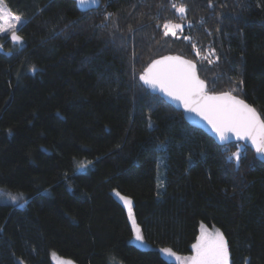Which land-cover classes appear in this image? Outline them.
<instances>
[{
    "label": "trees",
    "instance_id": "trees-1",
    "mask_svg": "<svg viewBox=\"0 0 264 264\" xmlns=\"http://www.w3.org/2000/svg\"><path fill=\"white\" fill-rule=\"evenodd\" d=\"M3 2L25 21L22 44L0 38V186L29 202L0 203V264H54L51 251L78 264H180L159 249L192 253L202 222L224 234L229 264H264V163L244 143L217 144L139 80L154 59L180 55L208 91L264 119V0ZM167 21L182 32L163 36ZM238 144L237 169L227 157ZM82 161L94 163L75 172ZM113 189L131 197L153 247L131 242Z\"/></svg>",
    "mask_w": 264,
    "mask_h": 264
},
{
    "label": "snow or ice",
    "instance_id": "snow-or-ice-1",
    "mask_svg": "<svg viewBox=\"0 0 264 264\" xmlns=\"http://www.w3.org/2000/svg\"><path fill=\"white\" fill-rule=\"evenodd\" d=\"M87 2L88 0H78L80 5ZM171 6L182 16L186 12L183 4ZM23 23L21 16L10 11L3 0H0V38L10 39L14 44H22L23 37L18 34V30ZM178 29H182L181 24L167 21L163 24V36L167 37L169 34L176 36ZM30 71L35 74L37 69L33 66ZM139 80L143 82V85L158 92L159 100L163 101L167 98L176 102L178 106H182L186 112L200 117L221 142H232L233 138L236 141L250 142L255 152L264 160V119L255 108L234 96L232 92L208 91L205 81L197 75V65L193 61L179 56H164L153 60L139 76ZM227 159L234 161L238 169L242 159L241 150L231 153ZM93 163V161L76 163L75 172H86ZM113 191L127 208L134 239L140 242L141 247H144V236L133 213L132 200L115 189ZM9 201L13 206L20 208L29 202L22 192L18 196L9 193ZM191 249L193 254L188 257H181L167 247L159 251L166 256L174 257L180 264H229L228 241L219 229L210 231L205 224L201 223L200 234L191 245ZM50 255L56 264H75L71 259L59 257L55 251H52ZM20 264H23V261H20Z\"/></svg>",
    "mask_w": 264,
    "mask_h": 264
},
{
    "label": "water",
    "instance_id": "water-1",
    "mask_svg": "<svg viewBox=\"0 0 264 264\" xmlns=\"http://www.w3.org/2000/svg\"><path fill=\"white\" fill-rule=\"evenodd\" d=\"M72 1H74V2L76 3V5H77V7H78V9H79L80 11H87V10L97 9V8H99L100 5H101V0H95V2H93V0H88V2L85 3V4H83V5H80V4L78 3V0H72ZM165 56H179V57H181V58H183V59H185V60H190V59L185 58V57L180 56V55H165ZM162 57H164V56L158 57V58H156V59H154V60L161 59ZM191 61H192V60H191ZM193 62H194V61H193ZM151 63H152V61L148 64V66H149ZM194 63H195V62H194ZM148 66H147V67H148ZM147 67H146V68H147ZM146 68H145V69H146ZM197 75L200 77V75H199V73H198V70H197ZM200 79H202V78L200 77ZM202 80H203V79H202ZM141 82H142V81H141ZM205 83H206V82H205ZM142 84H143V82H142ZM206 85H207V84H206ZM144 86H145L148 90H150L152 93H154V94L160 96V94H159L158 92L153 91L152 89L148 88L146 85H144ZM239 99H241V98H239ZM164 100L167 101L169 104H171L175 109L182 111L183 114H184V118H185V120H186L190 125H192V126H194V127H196V128L201 129L202 131H204L208 136H210L211 138H213L214 141H215L217 144H219V145H225V144H229V143H232V142H241V143H244L247 147H250V148L252 149V151L255 153L256 158H257L259 161H261V162L264 163V160H262V159L260 158V155L257 154V153L255 152V149L251 146L250 142L236 141L235 138H233V141H232V142H221V141L219 140V138H218V137H217V136H216V135L210 130V127L207 126V123H206L205 121H202L200 117L196 116L194 113L186 112V111L183 109V107H182V106H178L176 102H172V101L168 100L167 98H164ZM242 100H243V99H242ZM244 101H245V100H244ZM245 103H247V104H249L251 107L255 108L253 105H251V104L248 103L247 101H245ZM255 109H256V108H255ZM256 111H257L258 114H260V113L258 112L257 109H256ZM260 115H261V114H260ZM261 118H262V116H261ZM262 119H263V118H262Z\"/></svg>",
    "mask_w": 264,
    "mask_h": 264
},
{
    "label": "rangeland",
    "instance_id": "rangeland-1",
    "mask_svg": "<svg viewBox=\"0 0 264 264\" xmlns=\"http://www.w3.org/2000/svg\"><path fill=\"white\" fill-rule=\"evenodd\" d=\"M21 18H22V20H23V22L25 21V18L24 17H22L21 16ZM178 24H180V23H178ZM182 25V29H178V30H176V35H179L181 32H182V30H183V25L184 24H181ZM237 148L239 149V150H241V154L243 153V145L242 144H238L237 145ZM236 151H238V150H235V151H232V152H230L229 153V155L231 154V153H233V152H236ZM0 187H2V186H0ZM4 188V187H3ZM7 192H9V193H11V194H19V193H21V192H16V191H11V190H8V189H6V188H4ZM116 191H119V190H117V189H115ZM120 192V191H119ZM112 193L114 194V196L116 197V195H115V192L114 191H112ZM24 194V193H23ZM120 194L121 195H123V196H126V195H124V194H122L121 192H120ZM24 196H25V194H24ZM126 197H128V198H130L131 199V197H129V196H126ZM122 204H123V202L118 198V197H116ZM132 200V199H131ZM0 203H10L11 204V202L9 201V200H7V199H0ZM123 206H124V204H123ZM125 207V206H124ZM125 209H126V212H127V208L125 207ZM127 216H128V212H127ZM129 220V219H128ZM130 222V221H129ZM203 224H205L206 226H207V228L210 230V231H212V230H214V229H219L220 230V228L219 227H217L216 225H209V224H207V223H205V222H202ZM130 224H131V222H130ZM221 231V230H220ZM222 232V231H221ZM143 235V234H142ZM131 242L132 243H134L135 245H137V246H139V247H141L140 246V242L139 241H136L135 239H134V233H133V231H132V236H131ZM144 247H141V248H151V247H153V245L150 243V242H148L146 239H145V237H144ZM52 252V251H51ZM51 252H50V254H51ZM56 252V251H55ZM57 253V255L59 256V257H61V258H63V259H69V258H66V257H64V256H62V255H60L58 252H56ZM163 254V253H162ZM193 254V251H192V253H190V254H188V255H179V256H181V257H188V256H191ZM163 256L165 257V258H167L168 260H171V261H176L175 260V258L174 257H169V256H166V255H164L163 254ZM50 257H51V255H50ZM52 259V258H51ZM74 261V260H73ZM52 262L54 263V264H56V262L52 259ZM75 262V264H78L76 261H74ZM176 262H179V261H176Z\"/></svg>",
    "mask_w": 264,
    "mask_h": 264
},
{
    "label": "clouds",
    "instance_id": "clouds-1",
    "mask_svg": "<svg viewBox=\"0 0 264 264\" xmlns=\"http://www.w3.org/2000/svg\"><path fill=\"white\" fill-rule=\"evenodd\" d=\"M12 195L18 196V194H12ZM0 199L9 200V192H7L3 187H0Z\"/></svg>",
    "mask_w": 264,
    "mask_h": 264
}]
</instances>
